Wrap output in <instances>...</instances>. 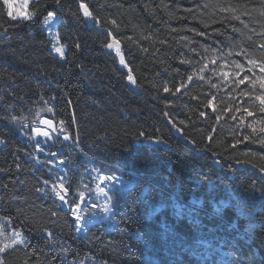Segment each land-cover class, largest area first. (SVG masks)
Instances as JSON below:
<instances>
[{"label":"trees","instance_id":"trees-1","mask_svg":"<svg viewBox=\"0 0 264 264\" xmlns=\"http://www.w3.org/2000/svg\"><path fill=\"white\" fill-rule=\"evenodd\" d=\"M30 10L13 18L0 0V215L26 238L3 264H264V0ZM49 11L63 58L43 26ZM113 36L124 65L105 46ZM42 117L55 122L48 140L34 135ZM93 166L126 187L107 191L110 217L87 207L99 220L82 234L52 185L69 187L70 203L96 198Z\"/></svg>","mask_w":264,"mask_h":264},{"label":"rangeland","instance_id":"rangeland-1","mask_svg":"<svg viewBox=\"0 0 264 264\" xmlns=\"http://www.w3.org/2000/svg\"><path fill=\"white\" fill-rule=\"evenodd\" d=\"M33 0H8V2L12 5L11 12L13 13V18H20L25 17L26 15H32L34 17V13L30 10V4ZM7 5V4H6ZM8 8V6H7ZM9 11V8H8ZM60 23V16L57 14V19L55 21H50L49 24H45L43 21V26L50 32L52 37L54 38L55 45H64L65 46V53L67 51V45L62 43L58 31V25ZM264 76V73L260 75V77ZM260 79V78H259ZM260 96L264 95V88L260 87ZM43 118V117H42ZM41 118V119H42ZM41 123V120H40ZM40 124L35 128L39 127ZM35 135V132H34ZM35 137H43V136H36ZM45 138V137H43ZM44 140H48L45 138ZM47 142V141H46ZM40 145V144H37ZM36 145V148L38 146ZM41 146V145H40ZM41 147L38 148L39 151ZM38 151V152H39ZM92 175L94 180H96V189L94 191L95 197H89L87 199H83V202H81V207L78 210L79 214L82 216L81 220H77L79 232L82 234L86 233L87 226L92 222H97L99 220V216L97 213H92L89 218L86 216V211L88 206H98L99 207V213L104 216L105 218L110 217V206L107 201V191L112 189L116 185L125 186L123 185L122 178L121 177H114V176H107L103 171L96 167H92ZM126 187V186H125ZM102 189V191H101ZM53 191V190H52ZM57 191H60L59 188H57L54 193H57ZM62 195H64V192H61ZM67 200V198H65ZM65 204V203H64ZM72 211H75L74 207L72 208ZM8 224V219L0 215V255L2 252H4L8 247L16 244H22L18 241L24 240L26 241V238L24 237L21 230H14L11 229ZM15 241V242H14Z\"/></svg>","mask_w":264,"mask_h":264},{"label":"snow or ice","instance_id":"snow-or-ice-1","mask_svg":"<svg viewBox=\"0 0 264 264\" xmlns=\"http://www.w3.org/2000/svg\"><path fill=\"white\" fill-rule=\"evenodd\" d=\"M5 4H7L8 8H9V12H8V15L9 16H12L13 13L11 12V8H12V5L8 2V0H4ZM78 7L81 8L83 10V16L90 19V20H93L95 21L96 20V17L93 16V13L91 11H89V7H88V4L86 3H80L78 4ZM230 9H227L225 8L224 11H229ZM32 18V15H26L24 17V19H31ZM57 19V13L55 11H49L47 13V16L44 17V23L45 24H49L50 21H55ZM236 19H239V17H236ZM114 23V22H113ZM200 36H204L205 33L204 32H200L198 33ZM112 39V42L110 43H106V47L109 48V49H115L116 51V54L119 56L120 58V63L122 65L125 64V59H124V55L123 53L121 52V49H120V41L116 39L115 36L111 37ZM53 48H54V51L61 57L63 58L65 56V46L64 45H53ZM249 64H255L256 62L255 61H252V60H249L248 61ZM237 67L239 69H243V65H237ZM260 71L262 73H264V64H261L260 65ZM129 72H131V69H129ZM224 75H227V73H224ZM238 75V73H237ZM134 77L132 75H128V80L131 81V82H134ZM189 79L191 80V77H189ZM249 78L247 76H245L243 79H240L239 80V83L240 84H243L245 82V80H248ZM259 84H260V87L261 88H264V76L260 77L259 79ZM165 92H168L169 89L167 87H165L163 89ZM180 89L177 88V91H179ZM257 99L259 100L260 102V105H261V108H260V111L261 112H264V95H261V96H258ZM211 103V101H209V104ZM48 111H51V109H48ZM249 115H252L251 113H248ZM201 115H203V113H201ZM15 119V118H13ZM42 124L46 125L47 127L46 128H40V127H37L34 129L35 133L37 136H43L45 138H48L52 135V131L51 130H54V122L52 120H48V119H44L41 121ZM60 127L61 129H64L65 128V122L64 121H60ZM261 131H264V128H261ZM72 137L70 135H65L64 136V140H69L71 139ZM210 139V138H209ZM3 141L0 140V143H2ZM39 147V145H37ZM41 151H43V149L41 148L40 149ZM51 156L55 157L56 156V153L53 152V153H50ZM51 162V161H50ZM60 163H63V161H60ZM45 183L47 184L48 181H45ZM53 187V190L55 191L57 189V187L59 188L60 191H57V195L59 196V199L61 200V202L65 203V204H69L70 207L74 206V209L75 211H73V215L75 216L76 220H81L82 219V216L79 214V209L81 207V203H77L75 199H73L71 201V203L69 201H67L65 199V196L61 194V192H64V193H68L69 192V187H65V184L63 182H60L58 185L56 184H53L52 185ZM102 191V189H101ZM80 200V202H83V195L81 194L78 198ZM49 235H51V233H49ZM15 242V241H14ZM19 243H24L25 241L24 240H20L18 241ZM0 264H3V261L0 260Z\"/></svg>","mask_w":264,"mask_h":264},{"label":"water","instance_id":"water-1","mask_svg":"<svg viewBox=\"0 0 264 264\" xmlns=\"http://www.w3.org/2000/svg\"><path fill=\"white\" fill-rule=\"evenodd\" d=\"M44 119H48V120H52V119H50V118H47V117H43L42 119H41V121L42 120H44ZM53 121V120H52ZM54 122V121H53ZM40 128H46L47 126L46 125H44V124H42V123H40V126H39ZM56 130V128H55V122H54V130H51V131H55ZM35 132V131H34ZM35 135H36V133H35ZM37 136V135H36ZM65 141H67V140H64V142Z\"/></svg>","mask_w":264,"mask_h":264},{"label":"bare ground","instance_id":"bare-ground-1","mask_svg":"<svg viewBox=\"0 0 264 264\" xmlns=\"http://www.w3.org/2000/svg\"><path fill=\"white\" fill-rule=\"evenodd\" d=\"M53 132H55V131H53ZM39 148V147H38ZM38 148H37V150H38ZM39 151V150H38Z\"/></svg>","mask_w":264,"mask_h":264}]
</instances>
